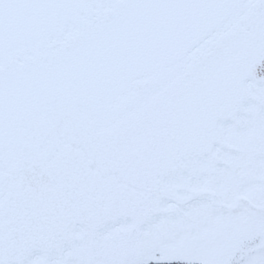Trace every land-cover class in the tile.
Segmentation results:
<instances>
[{
  "label": "snow or ice",
  "instance_id": "snow-or-ice-1",
  "mask_svg": "<svg viewBox=\"0 0 264 264\" xmlns=\"http://www.w3.org/2000/svg\"><path fill=\"white\" fill-rule=\"evenodd\" d=\"M0 264H264V0H0Z\"/></svg>",
  "mask_w": 264,
  "mask_h": 264
}]
</instances>
